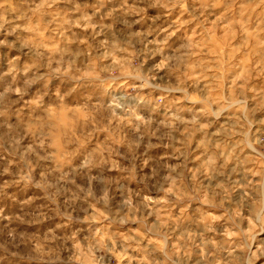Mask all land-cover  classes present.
<instances>
[{
    "label": "rangeland",
    "instance_id": "374dc122",
    "mask_svg": "<svg viewBox=\"0 0 264 264\" xmlns=\"http://www.w3.org/2000/svg\"><path fill=\"white\" fill-rule=\"evenodd\" d=\"M0 264H264V0H0Z\"/></svg>",
    "mask_w": 264,
    "mask_h": 264
}]
</instances>
